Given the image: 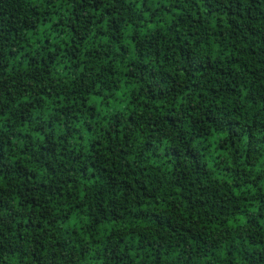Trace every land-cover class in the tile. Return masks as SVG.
<instances>
[{
	"label": "trees",
	"instance_id": "trees-1",
	"mask_svg": "<svg viewBox=\"0 0 264 264\" xmlns=\"http://www.w3.org/2000/svg\"><path fill=\"white\" fill-rule=\"evenodd\" d=\"M0 264H264V0H0Z\"/></svg>",
	"mask_w": 264,
	"mask_h": 264
}]
</instances>
